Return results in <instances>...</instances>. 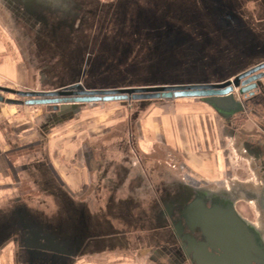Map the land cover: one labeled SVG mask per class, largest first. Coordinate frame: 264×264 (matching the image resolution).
Instances as JSON below:
<instances>
[{
    "label": "flooded vegetation",
    "instance_id": "1",
    "mask_svg": "<svg viewBox=\"0 0 264 264\" xmlns=\"http://www.w3.org/2000/svg\"><path fill=\"white\" fill-rule=\"evenodd\" d=\"M100 1L1 0L4 22L13 42L27 48L39 91L76 84L83 90L143 87L159 85L164 78L179 80L181 74H191L199 82H215L233 79L264 63V0ZM253 75H264V68L249 76ZM260 81L262 86L251 97L239 95L238 90L234 93L240 106L227 120L217 116L230 122L249 113L264 122V77ZM28 99L16 96L12 100ZM133 102L142 109L150 101ZM108 103L68 104L57 110L43 106L38 125L48 134L76 120L87 105ZM115 134L91 146L97 168L94 181L77 194L52 170L44 171V163L37 159V206L18 210L27 228L19 221L20 248L14 264H83L87 259L101 262L112 256L123 263L132 259L135 264H198L194 254L200 249L194 244L209 243L200 223L187 214L201 195L197 190L206 185L186 180L177 183L167 155L165 164L143 170V162H133V138ZM44 143L38 141V152ZM243 146L245 153L264 166V151L259 146L246 141ZM240 187L245 195L246 191L260 195L264 176L258 184ZM240 187L228 183V196L234 198L236 212L254 231L248 237L241 232L238 238L227 237L247 241L252 246L250 264H257L254 260H262L256 251L261 241L264 245V234L239 213L236 191ZM213 203L209 198L205 207ZM232 223L238 226L234 218ZM245 246L242 242L241 249L237 244L225 259L248 264ZM208 252L216 254L210 248ZM217 252L226 254L219 248Z\"/></svg>",
    "mask_w": 264,
    "mask_h": 264
},
{
    "label": "crops",
    "instance_id": "2",
    "mask_svg": "<svg viewBox=\"0 0 264 264\" xmlns=\"http://www.w3.org/2000/svg\"><path fill=\"white\" fill-rule=\"evenodd\" d=\"M5 25L0 15V56L7 51L10 60L8 64H11L20 53L18 45L9 36ZM9 69L8 65L2 63L1 72L8 73ZM178 100L188 99L148 103L149 111L152 108L157 109L154 106L158 105H172L174 108L178 106L175 109L177 114L171 120L168 115L160 116L159 112L151 115L147 113L145 117L135 122L136 134L132 140L133 162H143L141 164L143 170L149 171L154 165L157 166L161 162L165 164L167 155L174 165L172 172L176 175L177 183L182 184L186 180L196 186L206 185L201 188L209 191H214L213 189L218 186L219 189L227 190L228 183L236 181L239 187L249 183L258 184L264 176V166L257 158L245 153L243 142L257 145L264 151V122L249 113L226 122L200 99L189 100L194 101L191 104L197 103L202 108L212 109L216 117L207 114L206 111L205 114L199 113L198 106L182 109L180 105L191 104H178L176 102ZM35 107L0 103V264H14V256L20 248L17 238L19 208L30 209L37 206V172L34 168L37 159L44 163V171L52 170L76 194L84 190L90 180L94 181L97 169L92 157L95 152L93 153L91 146L87 144H84L86 147H82L81 155L77 156L76 163L81 162V165L78 164L77 172L73 174L58 171L49 145L44 143L42 152H38L36 146L38 141H45L50 133L45 134L40 129L37 122L40 114ZM238 120L250 121L252 126L248 128ZM157 122H160V127L154 125ZM159 133L163 136L160 137ZM104 136L106 133L99 135ZM228 146L231 150H228ZM233 166L237 167L238 171L248 170L253 177L238 179L236 176L239 173H234ZM254 176L258 177V182H253ZM241 188L244 189L240 187L238 190ZM238 194V198L243 197L247 204L253 203L256 206L255 202L246 199L242 193ZM116 264L127 263L117 260Z\"/></svg>",
    "mask_w": 264,
    "mask_h": 264
},
{
    "label": "water",
    "instance_id": "3",
    "mask_svg": "<svg viewBox=\"0 0 264 264\" xmlns=\"http://www.w3.org/2000/svg\"><path fill=\"white\" fill-rule=\"evenodd\" d=\"M264 68V63L259 66L243 72L233 79L216 80L215 82H199L198 78H194L191 74H187L184 78L173 81L172 78L161 79L163 83L159 85H144L143 87L116 88L112 90H83L80 85H70L53 91H20L0 86V92L16 95L19 97L29 98L25 101H17L4 98L0 95V103L24 106H52L53 110L64 109L68 104L73 106L77 104H89L95 102H133V101H172L177 99H200L204 104L212 108L218 115L227 120L240 106L239 102L234 99V93L237 91L239 95L253 96L254 90L260 88L261 78L264 75H253L252 73ZM80 88V92H73V89ZM76 96V97H75ZM200 195L197 202L194 201L188 212V217L200 223L203 235L209 244H194V247L200 249L194 257L198 264H237V261L227 260L225 257L231 249H236V245L242 249V242L246 245L243 254L246 256L245 262L250 264L253 257L250 252L252 246L247 241L232 239L227 237L230 235L237 236V232H241L243 236L248 237V232L254 229L236 212L234 208V198L228 196L227 190L209 191L203 189L199 191ZM245 195L244 189L237 192ZM213 200L211 208L205 207V202ZM246 199L255 202L259 211L264 214V193L260 195L247 192ZM194 206V207H193ZM22 228V218L19 215ZM232 218L238 226L232 223ZM231 221H230V220ZM229 224V225H228ZM228 225L230 228L227 229ZM231 225H234L232 228ZM227 227V228H226ZM244 233V234H243ZM227 234V235H226ZM235 236V237H236ZM238 238V236L236 237ZM241 244V245H240ZM26 248H30L26 240ZM201 247V248H200ZM208 248L212 249L213 254L208 252ZM217 248L221 249L225 256L217 252ZM259 251V252H258ZM252 253V252H251ZM257 255L262 257L257 264H264V245L260 242V248H257ZM251 258H247L248 256ZM249 256V257H250Z\"/></svg>",
    "mask_w": 264,
    "mask_h": 264
},
{
    "label": "rangeland",
    "instance_id": "4",
    "mask_svg": "<svg viewBox=\"0 0 264 264\" xmlns=\"http://www.w3.org/2000/svg\"><path fill=\"white\" fill-rule=\"evenodd\" d=\"M113 0H101L100 2H110ZM100 5V3H98ZM249 8H251L252 5L248 4ZM3 5L0 0V15L2 16L3 12ZM4 15H6L4 13ZM7 16V15H6ZM5 17V16H4ZM3 18V16H2ZM8 27L9 25L6 23L5 25ZM9 36H11L10 30H7ZM9 42V41H6ZM12 44V43H7ZM19 49V57L16 55V58L11 62L9 61V54H7V51L3 55L0 56V70L2 63L5 65H8L10 67L8 73H3L0 71V86L1 87H7L14 90H20V91H39L41 90L39 83H38V75L36 73L35 68L31 63L27 61V48L23 46H17ZM6 50V49H5ZM17 60V61H16ZM183 66V64H182ZM186 75L181 74V78H184ZM5 98L9 99H16V96L13 95H7L3 94ZM200 101V100H199ZM178 104L180 103H194L192 100H178L176 101ZM198 106L199 113L205 114L206 111L207 114H212V116L216 117V115L209 109V108H202L197 103L191 104V105H180V108H196ZM178 108V106H176ZM176 107L174 108L172 105H158L154 106V108L157 109H151L149 111L148 105H146L144 108L137 109L136 103L131 104H120V103H108V104H98V105H87L81 110V113H79L78 118L76 117L74 121L66 122L62 124L59 127H55L51 132L50 136L45 140V144L47 146L49 145V148L51 147V152L53 159L55 160V165L60 171V173L64 174H73L76 171V167L80 163H76L77 156L81 155L82 147L84 144H87V146H95L98 142L102 140V137H99V135L106 133L111 134V132H114L115 135L120 136H127L130 135L132 138L135 137L136 134V126H135V118L136 121L142 119L146 116L147 113L150 115L153 113H158L160 116H169L173 120V116L177 114ZM202 108V109H201ZM37 113L41 115L42 111H44L45 107L43 106H36L34 108ZM188 113V112H187ZM37 114V115H38ZM148 114V115H149ZM136 115V117H135ZM183 116V115H182ZM39 118V117H38ZM209 118V117H208ZM215 119V118H214ZM216 120V119H215ZM38 119V124H39ZM130 121V122H129ZM253 121V120H252ZM240 123H244L248 128L249 126H252L250 121L247 120H238ZM248 123V124H246ZM156 127H160V122H157L154 124ZM154 126V128H156ZM131 128V131L128 132V130ZM132 132V133H131ZM157 136V133H155ZM159 136H163L162 133H159ZM189 136L187 135V139ZM47 142V143H46ZM238 143V142H237ZM228 150H231L228 146ZM229 152V151H227ZM76 157V158H75ZM237 166V165H236ZM234 168V173H239L238 179H247L252 174L247 171L239 170L237 167ZM69 176V175H68ZM71 177V176H70ZM73 178V177H72ZM72 178H70L72 180ZM255 178V176H254ZM258 177L253 180V182H258ZM75 180V179H74ZM236 184L238 182L236 181ZM70 185V184H69ZM214 188V186H212ZM214 191H221L222 189L215 188ZM39 197V195H38ZM240 202L237 204V209L239 213L249 220L250 223L254 224L258 229H260L264 234V216H260L258 210L255 208L253 203L247 204L243 197L238 198ZM110 259H102L101 262L94 261V260H85L83 264H116L117 258ZM106 258V257H105ZM115 259L116 261L114 262ZM112 262V263H111ZM127 264H133L134 260L129 259ZM82 264V263H81ZM135 264V263H134Z\"/></svg>",
    "mask_w": 264,
    "mask_h": 264
}]
</instances>
